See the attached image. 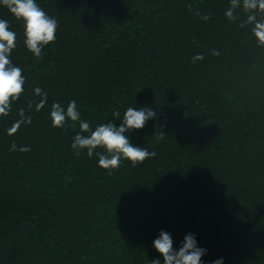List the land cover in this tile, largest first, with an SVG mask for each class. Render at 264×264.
<instances>
[{
	"label": "trees",
	"instance_id": "trees-1",
	"mask_svg": "<svg viewBox=\"0 0 264 264\" xmlns=\"http://www.w3.org/2000/svg\"><path fill=\"white\" fill-rule=\"evenodd\" d=\"M36 2L58 22L40 58L0 5L26 81L0 117V264H164L161 231L176 250L193 234L203 264H264V46L240 27L243 11L232 22L230 0ZM37 87L48 97L39 112L28 108ZM73 100L93 130L119 127L128 107L155 111L127 135L156 155L109 170L77 156L78 123L50 118L54 102ZM20 109L32 122L9 135Z\"/></svg>",
	"mask_w": 264,
	"mask_h": 264
},
{
	"label": "clouds",
	"instance_id": "clouds-1",
	"mask_svg": "<svg viewBox=\"0 0 264 264\" xmlns=\"http://www.w3.org/2000/svg\"><path fill=\"white\" fill-rule=\"evenodd\" d=\"M0 5L6 6L18 21H22L24 43L35 57L40 58L43 48L56 40L57 20L46 14L36 0H0ZM238 10H242L246 16L240 27L251 25V31L258 44L264 46V19H258V15L264 16V0H230V7L225 11L226 18L235 22L239 18ZM200 15L205 21L211 19L208 15ZM16 39V33L10 30L9 22L0 19V117L8 116L13 103L18 101L24 93L26 81L22 69L10 60V55L16 46ZM212 55L219 56L220 53L212 50ZM191 59L193 63H196L202 61L204 55L198 53ZM34 92L40 99L30 102L28 108L35 106L36 111L39 112L46 106L48 97L47 93L39 87L35 88ZM18 115L19 119L7 130L9 135L16 134L22 125L32 122L24 109H20ZM113 116L115 120H118L121 114L116 111ZM50 118L53 127L58 128H63L69 120L73 122V125L78 123L80 131L73 138L72 149L77 156L82 150H86L89 157L95 155L102 169H117L122 159L130 161L135 166L156 155L155 152H149L147 148L131 144L127 135L131 130L143 129L150 119L156 118V112L150 108L128 107L119 127L116 123L109 122L98 125L94 130L88 121L81 119L75 100L69 102L66 110L60 103L54 102L51 106ZM17 148L18 146L13 142L10 151H16ZM97 149L103 151H97ZM19 151L27 152L30 148L19 147ZM153 243L155 249L163 256L164 264H203L202 257L206 254V249L198 247L196 238L191 233L184 237L179 250L174 249L171 235L164 231L160 232ZM150 264H161V261L155 259L150 261ZM213 264H224V262L220 258Z\"/></svg>",
	"mask_w": 264,
	"mask_h": 264
}]
</instances>
